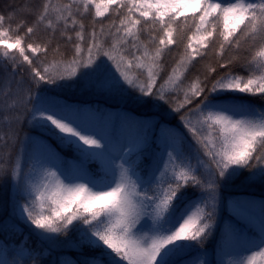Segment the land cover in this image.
<instances>
[{
	"label": "snow or ice",
	"instance_id": "obj_1",
	"mask_svg": "<svg viewBox=\"0 0 264 264\" xmlns=\"http://www.w3.org/2000/svg\"><path fill=\"white\" fill-rule=\"evenodd\" d=\"M13 18L0 14V180L11 181L20 224L42 246L76 251L71 264H184L193 249L206 254L224 186L244 171L264 180V108L245 99L264 101V0H42ZM41 28L47 43L32 40ZM57 35L71 52L61 54ZM210 54L215 63L197 68ZM73 85L136 105L155 100L187 135L178 126L157 136L131 112L69 104L57 89ZM24 125L78 161L21 137ZM228 203L253 227L226 225L218 258L202 264H257L264 202L258 215L253 202ZM37 255L26 239L11 250L0 242V264H36Z\"/></svg>",
	"mask_w": 264,
	"mask_h": 264
},
{
	"label": "trees",
	"instance_id": "obj_2",
	"mask_svg": "<svg viewBox=\"0 0 264 264\" xmlns=\"http://www.w3.org/2000/svg\"><path fill=\"white\" fill-rule=\"evenodd\" d=\"M59 2L60 0H53L54 4H58ZM41 3L42 0H0V14L5 15L6 17L12 15L14 17L12 23L13 26H15L17 22L25 18L29 10V6L34 9L39 7ZM27 18L29 22H31V17L28 16ZM110 26L111 25L109 23L106 25V28ZM32 40L34 42L43 41L47 43L49 41V35L43 30V28H41L32 37ZM56 40L64 41L60 45L61 54L72 51V46L66 43V36L62 38L57 35ZM29 55L32 56L33 54L29 53ZM38 55H40L41 60L45 59L42 53ZM53 55L56 54L50 52L48 57H46L50 63L52 62ZM214 63L215 57L210 54L209 58L204 61L202 65H197V68H202L203 66ZM172 64L173 57L166 55L164 58V72L170 71ZM68 66L69 64L67 62L63 65L64 68H67ZM57 91L59 92L60 98L69 104L100 108L105 111H110L113 114H115V112L119 109L131 112L137 117L150 120L151 123L155 125L154 131L157 136H159L163 130H171L175 132L177 131L178 126L180 127V131H183L187 135L186 129H183L180 125L179 116L168 111L166 105L157 106V101L155 100L150 101L148 104L136 105L132 103L130 99L125 101L117 98H109L108 96L99 95L85 90L79 85L57 89ZM245 99L253 101L258 108H264V101H259L255 97H246ZM96 126L100 127L99 125ZM0 128H3V130L6 131V123L0 121ZM25 133L45 141L61 157L62 160L71 163L78 161L79 158L72 148L61 146L50 134H41L39 129L29 128L27 125L23 126L21 137H23ZM189 139L191 138L189 137ZM133 158L135 159V157ZM87 168L89 171L96 172L98 164L89 162L87 164ZM249 176L250 173L248 171H244L241 176L224 186L222 192V204L218 216L216 238L207 246L206 254L202 250L193 249L184 258V264H202V262L209 259L218 258L215 256L214 250L217 248V241L220 239L226 225L245 232L253 227V225L246 219H241L234 215L228 203L233 200L253 202L256 206V214H259V205L264 202V180H261L258 177L251 179L246 178ZM185 200H187V197H185ZM14 203L15 196L11 181L8 179L0 180V242H6L9 250L14 248L21 239H26L27 248L29 250H33L34 255L39 254L37 255L36 264H40L41 259H43L44 264H50L52 261H55L56 264H71L72 260L78 258L79 254L76 251H73L70 247L56 246L54 248H48L47 245L42 246L36 236L31 235L30 230L20 224L17 216L14 215ZM22 228L23 232L21 234ZM21 247H23V245H21ZM8 258L11 259V256ZM24 264H33V261L28 256H25ZM257 264H264V258H258Z\"/></svg>",
	"mask_w": 264,
	"mask_h": 264
},
{
	"label": "rangeland",
	"instance_id": "obj_3",
	"mask_svg": "<svg viewBox=\"0 0 264 264\" xmlns=\"http://www.w3.org/2000/svg\"><path fill=\"white\" fill-rule=\"evenodd\" d=\"M237 216V215H236ZM238 218H241V219H244L243 217H241V216H237Z\"/></svg>",
	"mask_w": 264,
	"mask_h": 264
}]
</instances>
